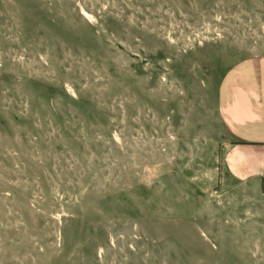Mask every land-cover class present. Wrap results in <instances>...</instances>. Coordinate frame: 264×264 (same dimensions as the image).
<instances>
[{"label":"rangeland","instance_id":"1","mask_svg":"<svg viewBox=\"0 0 264 264\" xmlns=\"http://www.w3.org/2000/svg\"><path fill=\"white\" fill-rule=\"evenodd\" d=\"M260 58L264 0H0V264H264L217 107Z\"/></svg>","mask_w":264,"mask_h":264},{"label":"crops","instance_id":"2","mask_svg":"<svg viewBox=\"0 0 264 264\" xmlns=\"http://www.w3.org/2000/svg\"><path fill=\"white\" fill-rule=\"evenodd\" d=\"M217 107L228 133L223 156L226 174L238 182L263 185L264 58L246 61L224 75Z\"/></svg>","mask_w":264,"mask_h":264},{"label":"built area","instance_id":"3","mask_svg":"<svg viewBox=\"0 0 264 264\" xmlns=\"http://www.w3.org/2000/svg\"><path fill=\"white\" fill-rule=\"evenodd\" d=\"M262 182H263V186H264V179H263V181H262Z\"/></svg>","mask_w":264,"mask_h":264}]
</instances>
